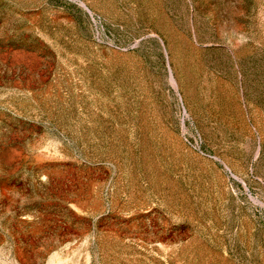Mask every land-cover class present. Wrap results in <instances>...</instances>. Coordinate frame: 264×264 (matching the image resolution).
I'll list each match as a JSON object with an SVG mask.
<instances>
[{"label":"rangeland","instance_id":"rangeland-1","mask_svg":"<svg viewBox=\"0 0 264 264\" xmlns=\"http://www.w3.org/2000/svg\"><path fill=\"white\" fill-rule=\"evenodd\" d=\"M0 264H264V0H0Z\"/></svg>","mask_w":264,"mask_h":264}]
</instances>
